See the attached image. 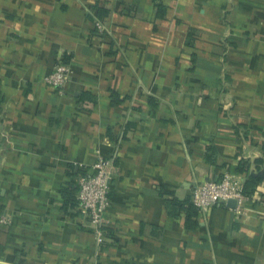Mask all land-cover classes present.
<instances>
[{
	"label": "crops",
	"instance_id": "crops-1",
	"mask_svg": "<svg viewBox=\"0 0 264 264\" xmlns=\"http://www.w3.org/2000/svg\"><path fill=\"white\" fill-rule=\"evenodd\" d=\"M99 157L101 245L77 200ZM226 173L246 212L194 207ZM0 262L264 264V0H0Z\"/></svg>",
	"mask_w": 264,
	"mask_h": 264
},
{
	"label": "built area",
	"instance_id": "built-area-1",
	"mask_svg": "<svg viewBox=\"0 0 264 264\" xmlns=\"http://www.w3.org/2000/svg\"><path fill=\"white\" fill-rule=\"evenodd\" d=\"M96 26L101 32L105 29L100 21L96 22ZM69 73V64L59 62L45 78V82L59 94H63ZM113 174L112 160L99 157L93 165V171L78 179V208L89 217L93 235L99 245L107 238L105 212L110 202ZM231 199L236 201L235 211L238 213H245L244 205L251 201V197L243 192L242 181L230 173L223 174L216 180L196 184L191 194V201L198 209L227 204Z\"/></svg>",
	"mask_w": 264,
	"mask_h": 264
},
{
	"label": "trees",
	"instance_id": "trees-1",
	"mask_svg": "<svg viewBox=\"0 0 264 264\" xmlns=\"http://www.w3.org/2000/svg\"><path fill=\"white\" fill-rule=\"evenodd\" d=\"M239 169L242 171L243 170V165H241L239 167ZM255 180H256V178H255ZM254 184H255L254 181L251 180V181H249V183H246V184L243 185V192H244L245 195L252 196V193H251L252 192V187H253L252 185H254ZM192 205L195 207V205L193 203H192Z\"/></svg>",
	"mask_w": 264,
	"mask_h": 264
},
{
	"label": "water",
	"instance_id": "water-1",
	"mask_svg": "<svg viewBox=\"0 0 264 264\" xmlns=\"http://www.w3.org/2000/svg\"><path fill=\"white\" fill-rule=\"evenodd\" d=\"M228 203L231 204V205H233V206H235L236 201H235L234 199H231V200H229ZM0 264H6V263H2V262H0Z\"/></svg>",
	"mask_w": 264,
	"mask_h": 264
}]
</instances>
